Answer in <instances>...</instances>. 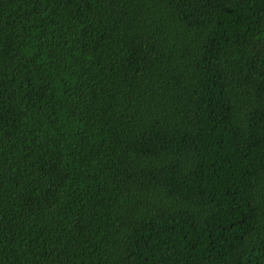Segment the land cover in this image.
<instances>
[{"label": "trees", "instance_id": "trees-1", "mask_svg": "<svg viewBox=\"0 0 264 264\" xmlns=\"http://www.w3.org/2000/svg\"><path fill=\"white\" fill-rule=\"evenodd\" d=\"M0 264H264V0H0Z\"/></svg>", "mask_w": 264, "mask_h": 264}]
</instances>
